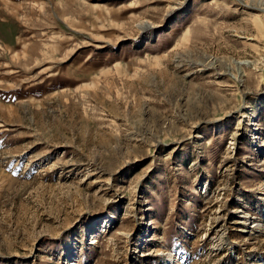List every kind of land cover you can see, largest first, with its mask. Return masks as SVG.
Returning <instances> with one entry per match:
<instances>
[{"label": "rangeland", "instance_id": "obj_1", "mask_svg": "<svg viewBox=\"0 0 264 264\" xmlns=\"http://www.w3.org/2000/svg\"><path fill=\"white\" fill-rule=\"evenodd\" d=\"M0 264H264V0H0Z\"/></svg>", "mask_w": 264, "mask_h": 264}]
</instances>
